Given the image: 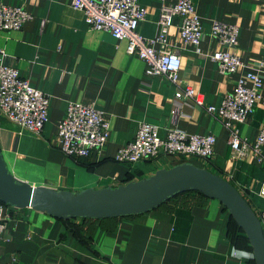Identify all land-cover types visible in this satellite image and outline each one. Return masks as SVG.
<instances>
[{"label":"crops","instance_id":"obj_1","mask_svg":"<svg viewBox=\"0 0 264 264\" xmlns=\"http://www.w3.org/2000/svg\"><path fill=\"white\" fill-rule=\"evenodd\" d=\"M70 1L0 0L32 15L19 30L0 31L5 63L49 97L48 119L39 134L0 115V148L10 173L32 185L79 191L117 186L191 161L167 155L136 163L114 158L117 149L133 139L140 122L157 126L159 135L165 136L177 106L179 128L215 136L210 159L191 162L230 181L256 214L264 211V198L258 194L264 147L262 161L251 150L234 157L222 119L206 110L208 105H220L240 74L260 69L262 99L238 128L252 143L264 127V0H191L204 31L197 49L180 41L181 19L174 17L169 39L180 47V82L194 89L202 105L177 101L176 85L164 76L147 75L146 62L126 52V40L91 29ZM139 1L145 17L137 31L151 38L157 33L162 6L175 0ZM213 20L239 28L235 52L242 66L235 73H220L209 57L218 47L209 35ZM70 102L94 103L109 122L106 144L84 157L65 155L57 141V122ZM8 213L0 264H253L252 252L237 244L241 232L234 229L227 209L195 191L125 217L63 220L14 206Z\"/></svg>","mask_w":264,"mask_h":264},{"label":"built area","instance_id":"obj_2","mask_svg":"<svg viewBox=\"0 0 264 264\" xmlns=\"http://www.w3.org/2000/svg\"><path fill=\"white\" fill-rule=\"evenodd\" d=\"M70 5L82 12L91 29L107 31L116 39L126 40V52L146 62L147 75L164 76L178 87L174 94L177 101L190 100L198 105L203 104L191 86L181 85L180 47L169 39L174 17H180V41L196 49L200 44L204 31L196 6L191 0H175L162 6L157 20V33L151 38H145L137 31L138 23L145 17V9L139 0H71ZM31 18L32 15L23 7L0 2V31L19 30ZM209 35L218 46L209 57L216 62L219 72H237L242 66L241 58L235 52L239 41L238 26L213 20ZM5 57L6 51L0 49V115L39 134L48 119L49 97L22 78L16 67L6 64ZM262 85L260 69L246 71L240 74L233 90L223 96L220 105L206 107L208 113L222 119L234 157H243L251 150L257 160H263L260 153L264 147V127L259 129L252 143L240 135L238 128L261 101ZM178 117L179 109L175 106L171 125L166 128L163 137L159 135L157 126L140 122L133 139L117 149L115 160L120 163H136L159 155L188 158L191 161L209 160L213 154L215 136L188 133L177 126ZM108 135L109 122L94 103H68L65 115L57 122V141L61 151L68 156L84 157L101 149ZM258 194L264 198V174ZM10 206L0 201V240L7 229ZM257 217L264 232V211L259 212Z\"/></svg>","mask_w":264,"mask_h":264},{"label":"water","instance_id":"obj_3","mask_svg":"<svg viewBox=\"0 0 264 264\" xmlns=\"http://www.w3.org/2000/svg\"><path fill=\"white\" fill-rule=\"evenodd\" d=\"M188 191H198L218 200L246 235L254 263L264 264V232L257 214L236 186L206 168L182 161L117 186L70 191L32 185L13 176L0 148V201L18 208L29 207L58 219L137 215Z\"/></svg>","mask_w":264,"mask_h":264},{"label":"trees","instance_id":"obj_4","mask_svg":"<svg viewBox=\"0 0 264 264\" xmlns=\"http://www.w3.org/2000/svg\"><path fill=\"white\" fill-rule=\"evenodd\" d=\"M188 192H192V191H188ZM188 192H184V193H188ZM195 192H197L198 194L204 196L203 194H201L198 191H195ZM184 193H181V194H184ZM181 194H178V195H181ZM178 195H176V196H178ZM85 219H88V218H85ZM231 221H232V225H233L234 229L235 230H239L241 232V234L236 235L237 244L240 245L242 248L246 249L247 251L252 252V249H251V246L249 244V241H248L246 235L244 234L243 230L237 225V223L233 220L232 217H231ZM252 263L255 264L253 259H252Z\"/></svg>","mask_w":264,"mask_h":264}]
</instances>
